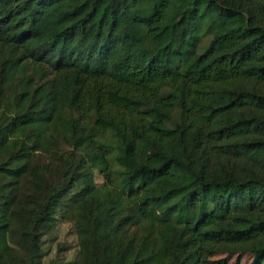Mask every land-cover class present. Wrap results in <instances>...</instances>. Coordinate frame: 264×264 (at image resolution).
I'll return each mask as SVG.
<instances>
[{"label":"trees","instance_id":"1","mask_svg":"<svg viewBox=\"0 0 264 264\" xmlns=\"http://www.w3.org/2000/svg\"><path fill=\"white\" fill-rule=\"evenodd\" d=\"M58 219L53 264H264V0H0V264Z\"/></svg>","mask_w":264,"mask_h":264},{"label":"rangeland","instance_id":"2","mask_svg":"<svg viewBox=\"0 0 264 264\" xmlns=\"http://www.w3.org/2000/svg\"><path fill=\"white\" fill-rule=\"evenodd\" d=\"M49 77L45 80L36 79V85L44 84ZM51 151H56L57 149L62 153H67L69 147L64 144H49L47 145ZM40 154V153H39ZM46 156V155H45ZM94 180L97 186L101 185L103 179L95 173ZM116 222V221H115ZM135 231L133 226L127 227V234H132ZM42 250L44 252L43 258L40 260V264H53L56 262H66L70 261L77 252V237L74 231V227L69 220L63 221L58 219L53 228H51L42 237ZM224 255H217L215 259L223 258ZM236 255L229 257V264L235 262ZM251 255H243L241 258L242 264H250Z\"/></svg>","mask_w":264,"mask_h":264}]
</instances>
